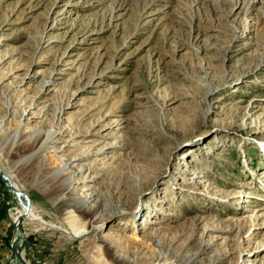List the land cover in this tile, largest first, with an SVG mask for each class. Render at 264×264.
<instances>
[{"label":"rangeland","instance_id":"obj_1","mask_svg":"<svg viewBox=\"0 0 264 264\" xmlns=\"http://www.w3.org/2000/svg\"><path fill=\"white\" fill-rule=\"evenodd\" d=\"M229 3L0 0V166L39 218L0 174V264L17 229L27 264H264V0Z\"/></svg>","mask_w":264,"mask_h":264},{"label":"bare ground","instance_id":"obj_2","mask_svg":"<svg viewBox=\"0 0 264 264\" xmlns=\"http://www.w3.org/2000/svg\"><path fill=\"white\" fill-rule=\"evenodd\" d=\"M157 1V0H155ZM163 1V0H162ZM172 1V0H171ZM222 1L224 0H190L191 3L194 4V6H196L198 9H203L204 12H208L209 15H214V12L215 11H219L222 9ZM231 3L229 4H232V7H237L240 11H242L243 15L247 16L249 14L252 13L253 11V8L251 6V3H256L257 0H252L251 2L249 3H246L245 0H229ZM167 3L169 4L170 3V0H167ZM189 4V3H188ZM261 9V8H260ZM259 12V10H258ZM260 14L263 16V19H264V12H260ZM44 85H47L46 83H44ZM210 92V91H209ZM59 133V132H58ZM55 137V140L59 141H53L54 143H60L62 145H66V143L63 141V142H60V138H59V135L55 136V134H48V135H45L44 139L47 143H49L51 141V139ZM52 143V142H51ZM72 144V143H71ZM98 144L95 143L93 144V146H97ZM59 147V146H58ZM56 148V147H55ZM73 148V147H72ZM104 148V147H103ZM106 149H110V145H106L105 147ZM104 148V149H105ZM66 150V149H65ZM102 150V149H101ZM56 151V150H55ZM105 152V151H104ZM85 157V156H84ZM73 160V159H72ZM77 162V161H76ZM66 167V165L64 166V168ZM63 168V169H64ZM3 173V174H2ZM0 174L2 175L3 179L8 183V186L10 188V190L18 197L19 199V203H20V209L16 210L14 213H12V219H13V222L15 223V226L17 224H21L22 222V219H27L29 221H38L39 218L38 216H36L33 212V209L29 206V200L28 198L22 194L21 190H19V188L14 184L12 185L11 184V181L13 180V175H11L10 173H4L2 172V169H1V166H0ZM70 180V183H69V186H68V190L71 188L72 186V181L71 179ZM80 182H77L79 185H83L85 182V180L83 181V179H79ZM93 181V180H92ZM76 183V182H75ZM14 186V187H13ZM84 187V186H83ZM86 190V189H85ZM21 198H23L24 200H21ZM95 198V197H94ZM93 198V195H86L85 198L83 199H80V198H76V197H72L73 201H74V204H75V208H78V209H83L85 212L88 213V215L90 216V219L93 221L97 218V216H99V214L97 215V212H98V207L97 206H93V207H90V208H87L86 207V203L89 202V201H93L94 200ZM95 202V201H94ZM113 212V211H112ZM111 212H109L107 215H109L106 219H116V216H114L115 214H112L110 215ZM124 215V214H122ZM100 218L103 219V216H100ZM109 221V220H108ZM101 229L100 227V224H96V225H93L91 222H90V225H89V232H98L99 230ZM16 240L13 239L12 243ZM18 240V239H17ZM19 242H20V236H19ZM17 244L16 248H15V251L13 252L14 256L15 257H18L19 260H24L21 253L19 252V249H20V244ZM12 245V244H11ZM17 259V258H16ZM26 263V262H25ZM27 264V263H26Z\"/></svg>","mask_w":264,"mask_h":264},{"label":"water","instance_id":"obj_3","mask_svg":"<svg viewBox=\"0 0 264 264\" xmlns=\"http://www.w3.org/2000/svg\"><path fill=\"white\" fill-rule=\"evenodd\" d=\"M3 179V178H2ZM3 181H5V180H3ZM8 188H9V186H7ZM10 189V188H9ZM11 191V190H10ZM20 225V224H19ZM19 236H20V232L18 231V229H17V237H16V240L12 243V245H11V250L14 252L15 251V248H16V246H17V244H18V242H19ZM18 239V240H17ZM17 258V260L18 261H20L21 263H23V264H26L25 263V261L24 260H19L18 259V257H16Z\"/></svg>","mask_w":264,"mask_h":264}]
</instances>
